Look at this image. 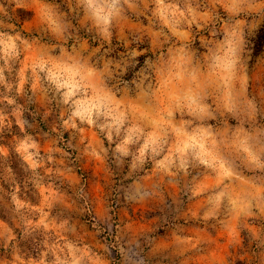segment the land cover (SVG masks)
Segmentation results:
<instances>
[{"label":"rangeland","instance_id":"rangeland-1","mask_svg":"<svg viewBox=\"0 0 264 264\" xmlns=\"http://www.w3.org/2000/svg\"><path fill=\"white\" fill-rule=\"evenodd\" d=\"M261 27L264 0H0L29 171L0 264H264Z\"/></svg>","mask_w":264,"mask_h":264},{"label":"trees","instance_id":"trees-1","mask_svg":"<svg viewBox=\"0 0 264 264\" xmlns=\"http://www.w3.org/2000/svg\"><path fill=\"white\" fill-rule=\"evenodd\" d=\"M252 49L254 53H258L264 47V28L261 27L257 30L254 37L251 39ZM142 58V55L139 56ZM123 77L122 79H128ZM5 137V136H4ZM26 165L22 161L21 157L15 151H11L10 154L4 155L0 152V196L4 197L2 191L8 192L6 199H10L9 195H12L17 184L20 190L24 187V179L29 177V171L25 170ZM28 186L30 184H27ZM26 185V186H27ZM27 194V191H24ZM9 211L6 210L4 205L0 202V218L7 220Z\"/></svg>","mask_w":264,"mask_h":264}]
</instances>
